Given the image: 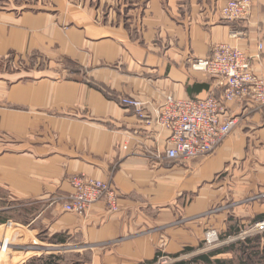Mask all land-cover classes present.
<instances>
[{"label":"crops","instance_id":"crops-1","mask_svg":"<svg viewBox=\"0 0 264 264\" xmlns=\"http://www.w3.org/2000/svg\"><path fill=\"white\" fill-rule=\"evenodd\" d=\"M227 1L0 0V240L16 227V257L0 264H30L21 253L42 235L51 257L76 258L68 264H149L195 249L231 179L264 173V108L229 104L238 127L212 156L183 163L157 160L169 133L121 104L136 98L153 119L167 96L219 97V80L193 63L218 44L250 56L264 46V0L239 23L221 18ZM253 65L264 78V48ZM77 175L111 181L119 211L100 203L80 217L53 202Z\"/></svg>","mask_w":264,"mask_h":264},{"label":"built area","instance_id":"built-area-1","mask_svg":"<svg viewBox=\"0 0 264 264\" xmlns=\"http://www.w3.org/2000/svg\"><path fill=\"white\" fill-rule=\"evenodd\" d=\"M252 0H228L221 8V18L229 23L247 21L252 13ZM234 39H244L243 31L232 33ZM263 43H258L255 55H248L240 46L218 44L209 57L196 60L192 68L219 80L222 94L205 99H182L167 96L155 117L144 113V104L132 97L121 99L125 107L136 110L147 125L152 123L169 133L166 151L157 155V160L187 163L196 158L212 156L234 132L239 118L227 116V106L234 102L253 103L264 108V78L256 74L254 62L262 61ZM127 150V146H124ZM72 191L66 196L52 199L60 204L66 213L83 217L97 204H104L116 213L119 211L118 195L111 181H102L85 175L70 179ZM8 227L13 223L8 222ZM251 234H264V220L256 223ZM208 242L218 241L216 232H209ZM38 245V244H36ZM29 246L28 250L50 251V247ZM12 240L6 236L0 240V254L12 249Z\"/></svg>","mask_w":264,"mask_h":264},{"label":"rangeland","instance_id":"rangeland-1","mask_svg":"<svg viewBox=\"0 0 264 264\" xmlns=\"http://www.w3.org/2000/svg\"><path fill=\"white\" fill-rule=\"evenodd\" d=\"M250 174V173H249ZM252 174V173H251ZM250 174V178L245 181H231L228 184V199L225 203H221L216 206L210 215L214 217L215 222L212 226L206 228L203 235L202 242L196 246L195 249L188 252H180L178 257L169 254H162L156 264H176L178 262H185L188 264H206L202 261H196L199 256L207 255L214 251L229 248L233 246L232 250L219 254L213 257L211 260L213 264H264V239L257 240L262 235L251 234L250 229L258 222L257 217L264 214V173ZM236 189L241 192L236 193ZM34 208H39V205H34ZM216 216H224V218L217 219ZM6 217L11 215L5 214ZM14 227L5 226L7 231V238H10L13 243V235L16 233ZM216 232L218 234V241L213 243L208 242V233ZM47 238L40 236L37 247H50ZM248 240H254V244H248L247 246L241 245ZM35 246V245H34ZM10 254H13L12 250L7 253L0 254L1 258H9ZM54 254L50 251H35L27 250L21 253L23 260L30 262V264L38 261L41 257L48 258ZM55 255L63 257L61 260L63 263H70L72 260L75 262L76 258L69 257L70 254H61L55 252ZM16 257V254H13ZM69 262H68V261ZM87 260V258H86ZM219 260L220 262H216Z\"/></svg>","mask_w":264,"mask_h":264},{"label":"trees","instance_id":"trees-1","mask_svg":"<svg viewBox=\"0 0 264 264\" xmlns=\"http://www.w3.org/2000/svg\"><path fill=\"white\" fill-rule=\"evenodd\" d=\"M257 220H264V214H261L260 216L257 217ZM261 239H264V234H262V236L260 238H258L257 240H261ZM55 241V240H53ZM55 242H62V240H57ZM253 243L254 244V240H248L246 243H242L241 245H243L244 247L247 246L248 244H251ZM233 249V246L229 247V248H226V249H222V250H219V251H214L212 253H209L207 255H203V256H199L196 261L194 262H197V261H202L206 264H213V261L211 260L213 257L219 255V254H222V253H225L226 251H229V250H232ZM193 250L192 248H189V249H186L184 252H188V251H191ZM161 256V253H159L157 255V257L149 264H156L159 260ZM175 257H178L179 254H176L174 255ZM55 257V258H54ZM60 260V257L59 256H56L54 255L53 257H48V258H40L38 261H40V263L38 262H34L32 264H59L58 261ZM216 262H220L219 260H217ZM176 264H188V263H185V262H178Z\"/></svg>","mask_w":264,"mask_h":264}]
</instances>
